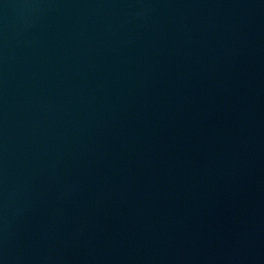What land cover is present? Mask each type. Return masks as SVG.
I'll return each instance as SVG.
<instances>
[{
    "label": "water",
    "instance_id": "95a60500",
    "mask_svg": "<svg viewBox=\"0 0 264 264\" xmlns=\"http://www.w3.org/2000/svg\"><path fill=\"white\" fill-rule=\"evenodd\" d=\"M0 264H264V0H0Z\"/></svg>",
    "mask_w": 264,
    "mask_h": 264
}]
</instances>
